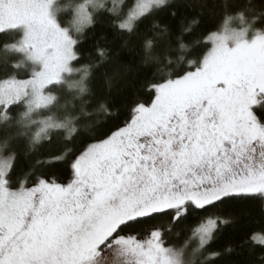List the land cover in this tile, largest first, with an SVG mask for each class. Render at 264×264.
Masks as SVG:
<instances>
[{
    "label": "snow or ice",
    "instance_id": "obj_1",
    "mask_svg": "<svg viewBox=\"0 0 264 264\" xmlns=\"http://www.w3.org/2000/svg\"><path fill=\"white\" fill-rule=\"evenodd\" d=\"M0 264H264V0H0Z\"/></svg>",
    "mask_w": 264,
    "mask_h": 264
}]
</instances>
